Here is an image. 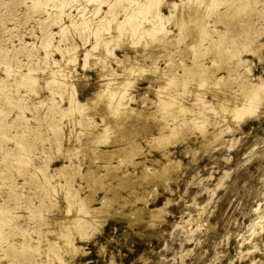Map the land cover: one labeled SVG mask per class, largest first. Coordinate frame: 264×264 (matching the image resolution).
I'll return each instance as SVG.
<instances>
[{
  "label": "rangeland",
  "instance_id": "1",
  "mask_svg": "<svg viewBox=\"0 0 264 264\" xmlns=\"http://www.w3.org/2000/svg\"><path fill=\"white\" fill-rule=\"evenodd\" d=\"M63 1L0 0V264H264V0H182V9L181 0H159L153 16L140 0ZM188 7L205 9L208 34L196 40L195 14L184 24L175 17ZM126 15L145 16V29ZM215 64L223 68L204 80ZM187 71L197 74L184 80ZM242 80L263 89L252 109L235 113ZM102 87L111 98L104 116L81 106ZM118 104L144 114L117 125ZM163 125L169 137L151 148ZM129 136L137 155L91 159L92 147ZM145 167L153 175L137 178ZM90 168L101 183L87 202ZM110 170L128 174L129 187Z\"/></svg>",
  "mask_w": 264,
  "mask_h": 264
},
{
  "label": "bare ground",
  "instance_id": "2",
  "mask_svg": "<svg viewBox=\"0 0 264 264\" xmlns=\"http://www.w3.org/2000/svg\"><path fill=\"white\" fill-rule=\"evenodd\" d=\"M59 1V0H58ZM65 1V0H64ZM63 1V2H64ZM112 1V0H111ZM124 1H127V6H130L131 7V5H136V4H132L131 3V1L132 0H124ZM129 1V2H128ZM191 1V0H190ZM195 1V0H194ZM113 2V1H112ZM168 2V1H167ZM182 0H181V2H180V5H179V7L181 8V4H182ZM192 2V1H191ZM61 3H62V1H61ZM98 3V2H97ZM97 3H95L96 5H97ZM102 2H99V4H101ZM109 3V0L107 1V4ZM162 3V2H161ZM166 3V2H165ZM171 3V2H170ZM190 3V2H189ZM195 3V2H194ZM197 3V2H196ZM39 4V3H38ZM159 4H160V1L159 0H140L139 1V3L137 4L138 6H140V5H142V6H145L146 7V14H150L151 16H153L152 14H154V12H157L156 11V8L159 6ZM176 4V3H175ZM184 5H186V3H183ZM182 4V5H183ZM191 5H193L192 3H190ZM190 4H188V6L190 5ZM61 5V4H60ZM111 5V3L109 4V9H112V7L113 6H110ZM197 5H199V3L197 4ZM62 6H63V4H62ZM92 6V5H91ZM124 6V5H123ZM126 6V7H127ZM162 6H163V3H162ZM161 6V7H162ZM165 6V5H164ZM163 6V7H164ZM193 6H195V5H193ZM201 6V5H200ZM61 7V6H60ZM129 7V8H130ZM135 7V6H134ZM185 6H183V8H184ZM186 7H187V5H186ZM196 7V6H195ZM91 8V7H90ZM94 8H95V5H94ZM94 8H93V10H94ZM189 8V7H188ZM200 8V7H199ZM126 9V8H125ZM164 9H166V8H164ZM182 9V8H181ZM187 9V8H186ZM201 9H202V7H201ZM124 10V9H123ZM142 10V9H141ZM179 10V9H178ZM185 10V9H184ZM176 11V13H177V16H176V14H175V17H176V19H177V21H179V23L180 24H184L183 22L185 21V20H187L186 18L187 17H189L190 16V18H191V16L193 15V14H195V16L193 17V19H190L191 20V22L193 23L192 25L190 24V26L191 27H188V31H189V33L190 32H192L191 34L193 35V33H194V35L192 36L191 34V39L193 38L194 40H196L195 38H197L196 36H195V34L198 36V34L200 35V34H202V33H206V34H208V31H207V29H206V27H205V19H204V16L206 15H204L203 14V12H204V10L202 9V11L203 12H201L200 10H198V8H197V11L195 10V11H192V10H190V8H189V10H187V11ZM141 12V11H140ZM92 13V12H91ZM159 14V13H158ZM157 14V15H158ZM161 14V13H160ZM143 15H145V14H143ZM155 15V14H154ZM169 15H172V18L174 19L175 17H174V15L173 14H169ZM168 15V16H169ZM127 16V15H126ZM136 16V15H135ZM145 17V16H144ZM143 17V18H144ZM165 17V16H164ZM171 17V16H170ZM113 18V17H112ZM143 18H141V17H139L138 18V20H134L133 18H132V16L131 15H128L127 16V18H125L124 19V22L126 21L128 24H129V26H132L133 27V30H135L136 28H138V30H139V27L140 28H143V26H144V24H142L144 21H143ZM153 18V17H152ZM157 18H158V16H157ZM169 17H166V19H168ZM147 19H148V17H147ZM159 19V18H158ZM160 19H161V17H160ZM163 19V18H162ZM107 20V19H106ZM108 20H110V19H108ZM150 20V19H149ZM152 21V20H151ZM163 21V20H162ZM123 22V23H124ZM150 22V21H149ZM161 22V21H160ZM111 23V22H110ZM151 23V25H150V27H149V29L147 28V30H148V32H153L152 31V29H153V27L155 26V23H153V21L152 22H150ZM165 23V22H164ZM186 23V22H185ZM141 24L143 25L142 27H141ZM188 24V23H187ZM106 26V25H105ZM184 26V25H183ZM156 27H157V25H156ZM164 27H165V24H164ZM111 28V27H110ZM119 28V27H118ZM128 28V27H127ZM168 28V27H167ZM180 28V27H179ZM187 28V27H186ZM105 29H107L106 27H105ZM104 29V30H105ZM125 29V28H124ZM143 29H145V28H143ZM143 29H141V31H147V30H143ZM161 30V29H160ZM187 30V29H186ZM126 31V30H125ZM120 33H121V31H119ZM124 33H126V32H124ZM127 33H130L128 30H127ZM143 33V32H142ZM181 33H182V31H181ZM88 34V33H87ZM122 34V33H121ZM131 34V33H130ZM119 35V34H118ZM127 35V34H126ZM127 36H130V35H127ZM124 37V36H123ZM125 38V37H124ZM118 39V38H117ZM190 39V40H191ZM192 41V40H191ZM126 42V41H125ZM121 44H123V43H121ZM126 43H124L123 45H125ZM117 46H118V44H117ZM119 46H120V43H119ZM148 47V46H147ZM159 47H161V48H163V46L162 45H158V48ZM166 47V46H165ZM164 47V48H165ZM113 48H118V47H113ZM156 48V47H155ZM160 48V49H161ZM102 49V48H101ZM111 50V49H110ZM147 50V49H146ZM150 50V49H149ZM162 50V49H161ZM103 51V50H102ZM164 51V50H163ZM183 51V50H182ZM181 51V52H182ZM184 51H187V50H184ZM159 52H160V50H159ZM174 52V51H173ZM104 54V53H103ZM151 54V53H150ZM98 57V56H97ZM105 57V56H104ZM71 58V57H70ZM126 58V57H125ZM125 58H123V59H125ZM72 59V58H71ZM101 59H102V57H101ZM73 60V59H72ZM96 60V59H95ZM98 60V59H97ZM105 62V61H104ZM118 62H123V60L121 61H118ZM65 63V62H64ZM63 64V63H62ZM64 65V64H63ZM62 65V66H63ZM66 65V64H65ZM149 65V64H148ZM69 66V65H68ZM65 67H67V66H65ZM64 66H63V68H65ZM57 68H59V67H57ZM62 68V69H63ZM223 68V66L221 67L220 65H217V64H215V65H211L210 67H208V68H206V69H204V70H202L203 71V75H202V78H204V80L205 79H207L209 76H212L213 74H215L217 71H219L220 69H222ZM65 69H67V68H65ZM155 70V69H154ZM66 71V70H65ZM69 71H71V70H69ZM68 70H67V72H69ZM72 72V71H71ZM200 72V70H198V73ZM57 73V72H56ZM101 73V72H100ZM127 73V72H126ZM132 73V72H131ZM193 73H195V72H193V71H187V72H185V77H184V80L186 79V76H189V74H193ZM124 74V73H123ZM195 74H197V72L195 73ZM54 75V74H53ZM102 75H104V74H102ZM173 75V74H172ZM66 76H68V74L66 75ZM150 76V75H149ZM105 78H106V76H105ZM211 78L212 79H214L215 77L214 76H212V77H210L209 79L211 80ZM223 78V77H222ZM221 78V79H222ZM155 79V78H154ZM165 79V78H164ZM168 79V78H167ZM176 79V78H175ZM178 79V78H177ZM188 79V78H187ZM220 79V80H221ZM132 80V79H131ZM203 80V81H204ZM217 80H219V78L217 79ZM200 81V80H199ZM203 81H201V82H203ZM160 82V81H159ZM182 82V81H181ZM184 82V81H183ZM245 82V81H244ZM163 83V82H162ZM239 84H240V82H239ZM238 84V85H239ZM170 85H172V84H169L168 85V87L170 86ZM175 85V84H174ZM174 85H172L171 87H173ZM176 85H178V84H176ZM129 86V85H128ZM179 86H180V84H179ZM183 86V85H182ZM252 85H245V84H243V80H242V85H241V88H239V90H240V92H239V94L238 95H236V96H238L239 98H237L238 100L240 99V101H239V103L240 104H238V107L236 106H234L235 107V110H233L235 113L237 112V113H241V112H243V111H247V110H249V108L250 109H252V107H251V103H256V101H257V99H259V97H256V95H257V93H259L262 89H261V87L259 88V86L258 87H256V86H254V87H251ZM117 87V86H116ZM167 87V86H166ZM239 87V86H238ZM103 88V87H102ZM104 88H106V87H104ZM104 88H103V90H99L98 92H97V94H96V96H95V98L93 99V100H87L86 101V104H84V105H81V106H88V105H90L89 103H92L90 106L91 107H89L90 108V110L93 108V110L92 111H95V113H97V112H99V113H101V114H99V115H101V116H104L103 114H107V112H108V109H105V107L107 108V105H108V101L111 99H109L108 97H110L109 95H108V97H107V95L105 94V92H103L104 91ZM112 88V87H111ZM109 89L108 90V92L110 91V95L112 94V95H114L115 97L117 96V95H115L117 92V90L116 91H114V92H116L115 94H113L114 92L112 91L111 92V90L112 89H114V88H112V89ZM124 89L123 90H125V87H123ZM173 88H175V86L173 87ZM178 88H180V87H178ZM108 89V88H107ZM128 89V88H127ZM160 89V88H159ZM162 89V88H161ZM168 89V88H167ZM170 89V88H169ZM168 89V90H169ZM106 90V89H105ZM153 90V89H152ZM165 90V89H164ZM206 90V89H205ZM122 90H120V92H119V94H118V97H117V99L116 100H120V103L124 100L125 101V99H124V94L126 93H122L121 92ZM166 91V90H165ZM170 91V90H169ZM169 91H166L165 92V95H166V93L167 92H169ZM172 91V90H171ZM192 91V90H191ZM223 91V90H222ZM262 91H264V90H262ZM174 92V91H173ZM178 91H177V89H176V93H177ZM249 92H254L255 93V96L254 97H252V96H250L249 95ZM215 93V92H214ZM145 94V93H144ZM181 94H183L182 92H181ZM211 94V93H210ZM111 95V96H112ZM126 96H127V94H125ZM143 95V94H142ZM159 95V94H158ZM164 95V96H165ZM180 94L178 93L176 96H179ZM184 95V94H183ZM214 95V94H213ZM113 96V97H114ZM166 96H168V95H166ZM170 96H171V99L174 97H176V96H174L172 93L170 94L169 93V98H170ZM173 96V97H172ZM197 96H198V94H197ZM211 96V95H210ZM232 96V95H231ZM109 99L108 101H107V104H106V101H105V104L106 105H102V100L104 101V100H106L107 98ZM168 97H165V98H167L168 99ZM183 97V96H182ZM199 97V96H198ZM200 97H202V95H200ZM106 98V99H105ZM126 98V97H125ZM161 98H163V97H161ZM161 98H159V99H161ZM164 98V99H165ZM178 98V97H177ZM181 98V97H180ZM180 98H178V99H180ZM113 99V98H112ZM114 99V100H115ZM223 99V98H222ZM236 99V100H237ZM173 100V99H172ZM181 100V99H180ZM180 100H178V102L180 103V104H182L181 102H180ZM220 100V99H219ZM237 100V101H238ZM113 101V100H112ZM111 101V102H112ZM126 101H128L127 99H126ZM167 101V100H166ZM166 101H163L162 100V102L161 103H165ZM168 101H169V99H168ZM174 101H176V100H174ZM237 101H236V103H237ZM115 102V101H114ZM172 102V101H171ZM183 102V101H182ZM216 102V101H215ZM248 102H250V105L248 106ZM113 103V102H112ZM112 103H110V104H112ZM123 103H125V102H123ZM160 103V104H161ZM168 103V104H167ZM167 103H165L164 104V106L167 104V105H170L169 104V102H167ZM223 102H221V104H222ZM247 105H246V104ZM126 104V103H125ZM195 106L196 107H199V113H198V111H197V113L198 114H205V112L206 111H208V109L209 108H207V103L205 102V101H203L202 99L200 100V99H197V101L195 100ZM220 104V105H221ZM227 104V103H226ZM124 104H122V106H123ZM156 105V104H155ZM154 105V106H155ZM158 105V104H157ZM163 105V104H162ZM162 105H160V106H162ZM171 105H172V103H171ZM175 105V103L172 105V106H174ZM178 105V104H177ZM176 105V106H177ZM237 105V104H236ZM246 105V106H245ZM79 106V105H78ZM112 106V105H111ZM118 106H121V104L119 105L118 104ZM121 106V108L119 109V112L118 113H116V111H118V109L115 111V112H112V113H114V115L116 116V118L118 119V122L119 121H124V122H126V119H130V117H133V118H135V117H140L141 115H139V114H142L144 111H141V112H138V111H136L135 112V110L134 109H132L130 106L129 107H127V105H125L124 107H122ZM171 106V107H172ZM175 106V107H176ZM182 106V105H181ZM181 106H180V108H181ZM224 105H221V107H223ZM254 106V105H253ZM75 106H73L72 108H74ZM84 107L82 108L81 107V109H84ZM108 107H110V106H108ZM159 107V106H158ZM167 107V106H166ZM227 107V106H226ZM231 107V106H230ZM248 109H247V108ZM88 108V109H89ZM112 108V107H111ZM118 108V107H117ZM156 108V107H155ZM160 108V107H159ZM158 108V109H159ZM163 108V107H162ZM162 108H160V109H162ZM174 108V107H173ZM176 108H178V107H176ZM175 108V109H176ZM194 108V107H193ZM228 108V107H227ZM114 109V108H113ZM160 109H159V111H160ZM164 109H167V108H164ZM168 109L169 110H171L169 107H168ZM167 109V110H168ZM179 109V108H178ZM178 109H177V111H178ZM186 110H188V109H190V106H189V108L187 109V108H185ZM191 109H192V107H191ZM223 109V108H222ZM233 109V108H232ZM247 109V110H246ZM145 110V109H144ZM196 110H198V109H196ZM211 110V109H210ZM227 110V109H226ZM225 110V111H226ZM83 111H85V110H83ZM110 111V110H109ZM112 111V110H111ZM114 111V110H113ZM164 111V110H163ZM166 111V110H165ZM176 111V110H175ZM180 111V110H179ZM232 111V110H231ZM232 111V112H233ZM252 111V110H251ZM68 112V111H67ZM66 112V113H67ZM70 112V111H69ZM75 112V111H74ZM77 112V111H76ZM75 112V113H76ZM90 112V111H89ZM149 112V111H148ZM153 112H155V110L153 111ZM158 112V111H157ZM156 112V113H157ZM161 112V111H160ZM183 112V111H182ZM188 112V111H187ZM186 112V113H187ZM191 112V110H189V112L188 113H190ZM192 112H194V111H192ZM191 112V113H192ZM213 112V111H212ZM233 112V113H234ZM70 113H72V112H70ZM118 114V116L116 115V114ZM180 114H181V111L179 112ZM179 113H176V114H179ZM197 113H195V114H197ZM247 113V112H246ZM137 114H138V116H137ZM144 114V113H143ZM146 114V113H145ZM150 115H151V112L149 113ZM165 114H166V112H165ZM172 114V113H171ZM175 114V115H176ZM179 114V115H180ZM183 114H185L184 112H183ZM182 114V115H183ZM210 114V113H209ZM208 114V115H209ZM67 115H69V113L67 114ZM73 115V114H72ZM72 115H70V117L72 116ZM98 115V114H97ZM147 115V114H146ZM149 115V116H150ZM153 115H155L154 113H153ZM152 115V116H153ZM164 115V114H163ZM169 115V114H168ZM173 115V114H172ZM239 115V114H238ZM243 115V114H242ZM112 116V115H111ZM110 116V117H111ZM115 116H113V117H115ZM145 116V115H144ZM157 116V115H156ZM177 116V115H176ZM175 116V117H176ZM198 116V115H197ZM200 116V115H199ZM203 116V115H202ZM234 116V115H233ZM151 117V116H150ZM174 117V116H173ZM172 117V118H173ZM204 118L206 117V116H203ZM208 117V116H207ZM212 116H210V118H211ZM104 118V117H103ZM142 118V117H141ZM141 118H139L140 120H141ZM147 118V117H146ZM149 118V117H148ZM182 118V117H181ZM199 118V117H198ZM201 119H202V117H200ZM129 119L127 120V122L129 121ZM176 119H177V117H176ZM196 119V118H195ZM109 120H110V118H109ZM116 120V119H115ZM135 120H137L138 121V118L137 119H135ZM140 120L138 121V124L140 123ZM144 120V119H143ZM175 120V119H174ZM173 120V121H174ZM191 121L193 120V119H190ZM190 120H189V122H188V124L190 123H193V122H190ZM202 120H204V119H202ZM206 120H208V119H206ZM240 120V119H239ZM133 122L134 121V119L133 120H130V122ZM153 121V120H152ZM157 121V120H156ZM180 121H184V120H180ZM114 123H115V121H113ZM116 122H117V120H116ZM117 122V125L118 124H121L120 122L118 123ZM126 122V123H127ZM129 122V123H130ZM147 122H149V121H147ZM209 122V121H208ZM208 122H206V124H208ZM211 122H212V119H211ZM211 122H209V124L211 123ZM109 123V122H108ZM125 123V124H126ZM110 124V126L112 127V125H111V123H109ZM133 124V123H132ZM135 124V123H134ZM136 124H137V122H136ZM157 124H159V122L157 123ZM162 124V123H161ZM165 124V123H164ZM182 124V123H181ZM180 124V125H181ZM187 124V123H186ZM195 124H196V122H195ZM195 124H192V125H195ZM198 124V123H197ZM214 124L215 123H213L212 125L214 126ZM116 125V124H115ZM121 125H123L124 126V124H121ZM120 125V126H121ZM127 125V124H126ZM143 125V124H142ZM154 125V124H153ZM160 125V124H159ZM158 125V126H159ZM179 125V126H180ZM183 125H185V123L184 124H182V126ZM191 125V126H192ZM139 126V128H141L142 126L141 125H138ZM137 126V127H138ZM144 126V125H143ZM161 126V125H160ZM92 127V129L94 128L93 126H91ZM113 127H114V125H113ZM116 127V126H115ZM114 127V128H115ZM134 127V126H133ZM145 127H146V125H145ZM157 127V126H156ZM178 127V126H177ZM188 127H190V126H188ZM188 127L186 128L187 130H188ZM194 127V126H193ZM118 128H119V126H118ZM118 128H116V129H118ZM147 128H149V126L147 127ZM151 128V127H150ZM153 128V127H152ZM171 128H173V127H171ZM195 128H196V126H195ZM200 128V127H199ZM215 128V127H214ZM106 129V128H105ZM113 129V128H112ZM126 129V128H125ZM130 129V128H129ZM142 129V128H141ZM166 129V127L163 125L161 128H159V131H160V133H159V136L157 137V138H155V140L153 141L154 143H153V145H151L150 147L151 148H158L159 146H162L163 145V143H164V140L166 139V138H168L169 137V135H166L164 132V130ZM167 129H169V128H167ZM175 129V128H174ZM176 129H178V128H176ZM180 129H181V127H180ZM201 129H203V127L201 128ZM115 130V129H114ZM121 130H124V129H121ZM127 130V129H126ZM133 130V129H132ZM147 130V129H146ZM158 130V129H157ZM183 130H185V128L183 129ZM215 130V129H214ZM90 131V130H89ZM93 131V130H92ZM92 131H90V132H92ZM117 131V130H116ZM115 131V132H116ZM131 131V130H130ZM129 131V132H130ZM135 131V130H134ZM173 131H175V130H173ZM180 131V130H179ZM189 131V130H188ZM202 131V130H201ZM85 132V131H84ZM95 132V131H94ZM98 132V131H97ZM107 132V131H106ZM125 132H127V131H125ZM139 132V131H138ZM167 132V131H166ZM170 132H171V130H170ZM177 132V131H176ZM182 132V131H181ZM185 132H187L186 130L183 132L184 134L183 135H185ZM89 133V132H88ZM112 133V132H111ZM114 133V132H113ZM132 133H134L133 131H132ZM168 133V132H167ZM172 133V132H171ZM178 133V132H177ZM176 133V134H177ZM189 133V132H188ZM188 133H186V134H188ZM87 134V133H86ZM122 134V133H121ZM123 134H124V132H123ZM122 134V135H123ZM127 134V133H126ZM129 134V133H128ZM131 134V133H130ZM129 134V135H130ZM180 134H182V133H180L179 132V135ZM212 134V133H211ZM91 135V134H90ZM97 135V134H96ZM102 135H103V133H102ZM105 135V134H104ZM117 135H118V133H117ZM116 135V136H117ZM120 135V134H119ZM122 135H120V136H122ZM178 135V136H179ZM98 136V135H97ZM99 136H101L100 134H99ZM180 136H182V135H180ZM112 137H114V136H112ZM111 137V138H112ZM119 137V136H118ZM125 137V136H124ZM127 137H128V135H127ZM126 137V138H127ZM134 137V136H133ZM133 137H131V136H129V138H128V140H129V142L127 141V143L125 144V143H121L122 145H120L119 144V142H121V141H123L121 138L119 139V138H114L113 140H110L109 141V144L110 145H112V148L111 149H107V150H100V149H98L97 147H92L91 148V150H92V155H90L91 156V159H96V158H98V156L99 155H105L106 156V159L108 160L107 161V165L108 164H110V157H112L113 155H115V154H117L118 152L120 153V152H134L136 155L138 154V152H139V149L136 147V144L135 143H133V140H131ZM156 137V136H155ZM176 137V136H175ZM89 138H91V137H89ZM88 138V139H89ZM99 138H102V136L101 137H99ZM110 138V139H111ZM135 138V137H134ZM180 138H182V137H180ZM87 139V140H88ZM92 139V138H91ZM97 139V138H96ZM136 139V138H135ZM153 139V138H152ZM86 140V139H85ZM170 140H172V139H170ZM124 141H125V139H124ZM123 141V142H124ZM136 141V140H135ZM100 142V141H99ZM91 143V142H90ZM98 143V142H97ZM165 145H167L166 143H165ZM78 147V146H77ZM84 148V147H83ZM86 148V147H85ZM89 149V148H88ZM141 150V149H140ZM84 151V150H83ZM141 152V151H140ZM90 153V152H89ZM88 154V153H87ZM124 154V153H123ZM118 155V154H117ZM121 155V154H120ZM129 155V154H128ZM132 155V154H131ZM86 156V155H85ZM135 156V155H134ZM127 157V156H126ZM130 157V156H129ZM88 158V157H87ZM136 159V158H135ZM168 160V159H167ZM167 160H166V162H167ZM169 162V161H168ZM167 162V163H168ZM143 163V162H142ZM174 163V162H173ZM140 164V163H139ZM170 164V163H169ZM169 164H167V165H169ZM135 165V164H134ZM171 165H172V162H171ZM111 167V166H110ZM113 167H115V166H113ZM164 167V166H163ZM146 168V167H145ZM166 168V167H165ZM177 168V167H176ZM168 168H166V170H167ZM57 170V169H56ZM55 170V171H56ZM60 170V169H59ZM59 170H57L58 172H59ZM114 170V169H113ZM113 170H110V176L111 177H114L115 179H118L119 180V183H120V187L121 186H123L124 188L125 187H129V180H128V178L127 177H129L128 176V174H122V175H120V176H118V175H115V173H114V171ZM54 171V172H55ZM111 171H113L112 173L113 174H111ZM115 171H117L116 170V168H115ZM161 170H159V172H160ZM163 171V170H162ZM95 169H92V168H90V170L88 171V172H86V174L83 176V177H85L86 178V180L88 181V185H89V188H91L93 191H90L89 192V194H88V196H87V202H90V200H91V197H92V195H93V193H94V190L98 187V185L101 183V179H100V176H97L96 174H95ZM159 172H157V174L159 173ZM164 172H166V171H164ZM153 173V172H152ZM152 173H150V172H148V170H147V168L146 169H142L141 170V172H140V175L137 177V178H144V179H147V178H149L150 176H152L153 174ZM156 173V172H155ZM166 175H167V173H166ZM161 176V175H160ZM159 176V178L161 179V177ZM156 177V176H155ZM154 177V178H155ZM127 179V180H126ZM151 179V178H150ZM157 179H158V176H157ZM117 180V181H118ZM149 180V179H148ZM147 180V181H148ZM153 180V179H152ZM164 180H165V178H164ZM146 181V182H147ZM150 182V181H149ZM128 185V186H127ZM58 186V185H57ZM100 186V185H99ZM119 186V185H118ZM134 191V190H133ZM111 202L110 200H107V204H109V202ZM166 203V202H165ZM106 205V204H105ZM165 206H166V204H165ZM164 206V207H165ZM163 207V206H162ZM164 207L162 208V209H164ZM161 208H160V210H156L157 212L155 213V214H152V216L150 215V219L152 218V220H151V224L152 225H154V221L156 222V220H155V218L159 215V213H161V211H164V210H162ZM95 211H99V209H95ZM154 212V211H153ZM164 213H166V212H164ZM96 214V213H95ZM156 214H157V216H156ZM162 214V213H161ZM160 217H163V216H161V215H159ZM159 217V218H160ZM91 218V217H90ZM85 220V219H84ZM86 221V220H85ZM159 221V220H158ZM231 259V258H230ZM232 261V260H231Z\"/></svg>",
  "mask_w": 264,
  "mask_h": 264
}]
</instances>
